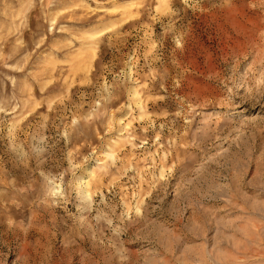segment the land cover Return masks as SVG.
Masks as SVG:
<instances>
[{"label": "rangeland", "instance_id": "1", "mask_svg": "<svg viewBox=\"0 0 264 264\" xmlns=\"http://www.w3.org/2000/svg\"><path fill=\"white\" fill-rule=\"evenodd\" d=\"M0 264H264V0H0Z\"/></svg>", "mask_w": 264, "mask_h": 264}]
</instances>
